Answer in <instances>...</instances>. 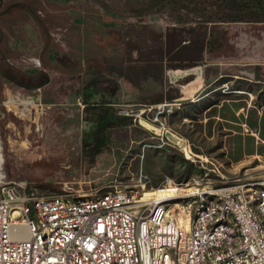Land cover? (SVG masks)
Returning <instances> with one entry per match:
<instances>
[{"label":"rangeland","instance_id":"374dc122","mask_svg":"<svg viewBox=\"0 0 264 264\" xmlns=\"http://www.w3.org/2000/svg\"><path fill=\"white\" fill-rule=\"evenodd\" d=\"M149 1L0 0V172L7 178L47 195L264 176V62L242 59L230 45L258 37L264 21L208 23L220 57L209 60L196 15L177 22L171 5L138 15ZM187 69L195 73L173 74ZM199 75V88L184 98L181 85ZM108 98L132 119L112 125L97 151L100 126L84 103ZM171 207L185 216L180 202Z\"/></svg>","mask_w":264,"mask_h":264},{"label":"built area","instance_id":"2783aa9c","mask_svg":"<svg viewBox=\"0 0 264 264\" xmlns=\"http://www.w3.org/2000/svg\"><path fill=\"white\" fill-rule=\"evenodd\" d=\"M225 179L168 180L160 188L179 195L139 201L138 183L38 195L0 172V264H264V176ZM179 202L186 223L171 211Z\"/></svg>","mask_w":264,"mask_h":264},{"label":"trees","instance_id":"16d2710c","mask_svg":"<svg viewBox=\"0 0 264 264\" xmlns=\"http://www.w3.org/2000/svg\"><path fill=\"white\" fill-rule=\"evenodd\" d=\"M171 5L177 22L190 21L188 13L196 15L203 25L199 40L203 41L208 34L207 24L228 21H264V0H150L149 3L138 12V15L151 13ZM182 9L185 14H182ZM184 15V16H182ZM209 42L212 40L208 39ZM115 98L92 103L85 100L84 108L89 113V119L100 126L98 136L94 140V146L99 151L106 143V132L116 123L130 122L132 117L126 114H118L112 107Z\"/></svg>","mask_w":264,"mask_h":264},{"label":"crops","instance_id":"0c3cea01","mask_svg":"<svg viewBox=\"0 0 264 264\" xmlns=\"http://www.w3.org/2000/svg\"><path fill=\"white\" fill-rule=\"evenodd\" d=\"M215 37V33H212V34H209L207 35V37L204 39L205 41L208 39L212 40L213 42V38ZM255 39V40H254ZM212 42H210V46L208 47L209 49L206 48V45H204V57L209 59V60H215L216 58H220V57H217L214 53H213V44ZM233 46V49L236 51V52H239L237 54L241 55L240 58H244V59H254L257 61V63H261V62H264V32H262L258 37H251L249 35V37L246 35V37L244 36H240L238 38V41H232L230 42ZM235 54L234 58L238 59V55ZM243 56V57H242ZM182 71H192L188 74H183V73H180L178 74L179 77H184V76H187V75H190V74H194L195 72L191 69H187V70H182ZM197 74H199V70H196ZM200 78V80H199ZM202 77L199 75L197 76L196 79L194 80H189L187 83L185 84H189V83H192L193 86H192V94L191 95H188L186 96L185 95V92H184V89H183V85H181V88H182V91H183V97L186 98V99H191L195 93V91L199 88L200 84L202 83ZM184 84V85H185ZM214 90V89H212Z\"/></svg>","mask_w":264,"mask_h":264},{"label":"bare ground","instance_id":"6f19581e","mask_svg":"<svg viewBox=\"0 0 264 264\" xmlns=\"http://www.w3.org/2000/svg\"><path fill=\"white\" fill-rule=\"evenodd\" d=\"M190 72H192V71H182V70H176V71H173V74L174 75H176V76H178V74H180V73H183V74H188V73H190ZM199 80H200V78H199ZM192 86H193V84L192 83H189V84H185V85H183V89H184V92H185V95L186 96H188V95H191L192 94ZM19 103H22V104H29L30 103V101L29 100H20L19 102H18V104ZM139 112H140V110H133V111H131L130 113L131 114H134V115H138L139 114ZM149 128H151V129H153V127H151V126H148ZM180 147H181V149L184 151V153H185V156L186 157H190L191 156V154H192V151L189 149V147H188V145L187 144H185L184 142H182L181 144H180ZM1 156H0V162H1ZM186 186V185H185ZM184 186V187H185ZM188 186V185H187ZM201 185H199V187H200ZM158 191V192H161V193H159V194H157V193H155V194H153V192H155V191ZM174 189H172V188H156V189H153L152 191H144V193L142 194V196L140 197V199H139V201H150V200H160V199H165V198H167V197H169V196H172V195H179L180 193H176V191L174 192L173 191ZM180 190H182V189H180ZM189 190V189H188ZM172 192H173V194H172ZM176 204H178V203H176ZM175 204V205H176ZM171 211H172V213H173V210L171 209ZM176 217V216H175ZM177 218V217H176ZM187 219H188V216H187V214H185V216L183 217V218H181V219H179V218H177V220L179 221V222H181V223H186L187 222ZM185 226H187V224H184Z\"/></svg>","mask_w":264,"mask_h":264}]
</instances>
